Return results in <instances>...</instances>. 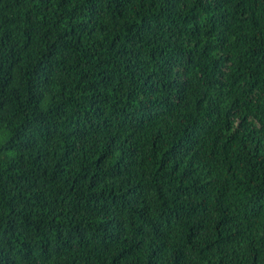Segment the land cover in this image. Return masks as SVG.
Masks as SVG:
<instances>
[{"label":"trees","instance_id":"trees-1","mask_svg":"<svg viewBox=\"0 0 264 264\" xmlns=\"http://www.w3.org/2000/svg\"><path fill=\"white\" fill-rule=\"evenodd\" d=\"M0 264H264V0H0Z\"/></svg>","mask_w":264,"mask_h":264}]
</instances>
